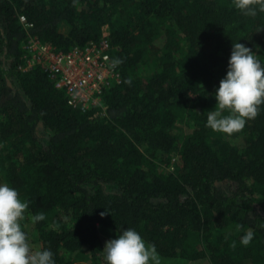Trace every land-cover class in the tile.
Wrapping results in <instances>:
<instances>
[{"label":"trees","instance_id":"obj_1","mask_svg":"<svg viewBox=\"0 0 264 264\" xmlns=\"http://www.w3.org/2000/svg\"><path fill=\"white\" fill-rule=\"evenodd\" d=\"M30 37L62 52L106 40L119 82L101 106H69L22 70ZM239 41L264 64V11L234 0H0V175L29 202L34 250L105 264L99 229L131 227L163 258L264 264V104L236 143L206 126Z\"/></svg>","mask_w":264,"mask_h":264},{"label":"clouds","instance_id":"obj_2","mask_svg":"<svg viewBox=\"0 0 264 264\" xmlns=\"http://www.w3.org/2000/svg\"><path fill=\"white\" fill-rule=\"evenodd\" d=\"M234 0L235 8L247 15L264 11V0ZM117 58L113 64H119ZM215 107L206 111V126L227 135L241 131L264 104V64L245 44L232 43L227 71L215 93ZM29 202L20 198L15 187L0 182V264H56L54 253L48 249L34 250L20 221ZM105 213L101 212L103 216ZM33 222L45 219L44 212L31 217ZM249 229L239 243L247 246L253 239ZM236 241L232 242V247ZM105 264H159L154 244H148L134 228L123 229L115 238L105 242L102 250Z\"/></svg>","mask_w":264,"mask_h":264},{"label":"built area","instance_id":"obj_3","mask_svg":"<svg viewBox=\"0 0 264 264\" xmlns=\"http://www.w3.org/2000/svg\"><path fill=\"white\" fill-rule=\"evenodd\" d=\"M20 22L25 23L24 17H20ZM25 48L28 55L22 70L39 66L56 88L64 90L67 104L73 108L101 106L103 91L119 82L116 66L109 56V44L104 39L62 52L30 37Z\"/></svg>","mask_w":264,"mask_h":264},{"label":"rangeland","instance_id":"obj_4","mask_svg":"<svg viewBox=\"0 0 264 264\" xmlns=\"http://www.w3.org/2000/svg\"><path fill=\"white\" fill-rule=\"evenodd\" d=\"M180 129V126H178ZM237 133V132H236ZM236 133H233L231 135L223 134L225 137L228 138L233 143H236ZM0 182H3L1 175H0ZM99 235H100V240L102 247H104L105 242L109 239L115 238L117 234L114 231L108 230L106 228H100L99 229ZM159 264H207L204 259H199V260H194V259H189V258H163L158 256ZM85 264H89V261L87 260ZM151 264H154V262H151Z\"/></svg>","mask_w":264,"mask_h":264}]
</instances>
